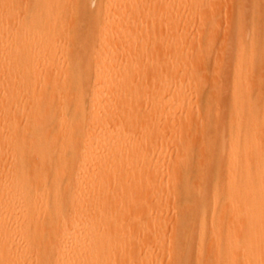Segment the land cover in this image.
<instances>
[{"label":"bare ground","instance_id":"6f19581e","mask_svg":"<svg viewBox=\"0 0 264 264\" xmlns=\"http://www.w3.org/2000/svg\"><path fill=\"white\" fill-rule=\"evenodd\" d=\"M88 1L0 0V264H264L261 0Z\"/></svg>","mask_w":264,"mask_h":264},{"label":"rangeland","instance_id":"374dc122","mask_svg":"<svg viewBox=\"0 0 264 264\" xmlns=\"http://www.w3.org/2000/svg\"><path fill=\"white\" fill-rule=\"evenodd\" d=\"M101 0H92V1H88L87 2V4H88V6H91L90 7V9L91 10H93V8L95 9V5H98L99 4V2H100ZM162 0H157V2H158V4L160 3H162L161 2ZM164 1V0H163ZM228 1H229V3H228ZM231 1H232V3L233 4H231ZM222 0V2H221V4H222V7L220 8V10H219V16L217 17L218 19H219V26L218 27H216V29L214 30V32L213 33H215L216 32V30H218V33L216 34H213L214 35V38L216 39V38H218V40H219V42H218V40H217V43H216V40H215V45H216V47L218 48V49H220L221 47H220V44H221V42H223V39H225L224 41L227 43V46L225 47V42H223V44H221L222 45V48H223V51H221V54H217V53H219L220 51H218L217 50V48H215L214 47V58H211V59H214L215 61H217V62H220V59H222V58H226L227 56H228V54H229V52L230 51H232L233 49H234V41L232 40V37H231V34H232V32L234 31V27H233V18L230 16V11H235L236 10V7H237V5L239 4V1H240V7H241V9H242V12H243V14H242V22H243V25H244V28L245 27H247V25H248V23L250 22V20H249V18H250V15H252V11H251V0H246L247 1V3L250 1V3L248 4V5H250V6H248V9H249V7H250V10L247 12V11H245L244 10V7L245 6H247V3H245V0ZM244 1V2H243ZM92 4H91V3ZM96 3V4H95ZM231 4V5H230ZM260 4H261V7H260ZM263 4V5H262ZM95 7H94V6ZM158 6H161V5H157V7ZM233 6V7H232ZM233 9H232V8ZM259 12H260V17H259V22L257 23L256 22V17H258V15H257V13H258V11H257V13H256V16H255V22L257 23V30H258V32H259V34H258V32H257V30H256V32H257V35H258V39H259V36H260V38L261 39H259V40H262V38H264V36L262 37V35H264V34H262V31H260V29L262 28L263 30H264V25H262L263 23H264V21H263V19H264V17H263V13H264V1L263 0H261V2L259 3ZM229 8V9H228ZM231 9V10H230ZM248 9H246V10H248ZM247 12L246 13V15L248 16H246L245 15V12ZM235 14V13H234ZM245 17H247V18H245ZM231 19V20H230ZM233 19V20H232ZM87 19L84 17V21H86ZM262 20V22H260ZM262 23V24H261ZM259 26V27H258ZM262 26V27H261ZM245 31V30H244ZM227 33V34H226ZM216 35V36H215ZM217 36H219V37H217ZM227 36V37H226ZM225 37V38H224ZM221 40V41H220ZM220 43V44H219ZM225 44V45H224ZM224 48H225V51H224ZM216 50V51H215ZM222 50V49H221ZM215 53L217 54V55H215ZM218 59V60H217ZM213 61V60H212ZM226 66L225 65H221V67L220 68H218V70H216L217 72L219 71V77H220V79H221V81H220V79H218L219 77L216 75V74H218L217 72H208V80H206V82H208L209 80H210V78H209V76H211V74L212 75H214V73H216L215 74V76H216V78L218 79L217 81L218 82H221V83H218L219 84V86H220V88H219V92L218 91H214L213 93H214V96H215V94H216V97L215 98H213V96H212V98L214 99V101L216 102V107L218 106V109H217V111H218V114H219V117H220V119L218 120V123H223V120H225V117L224 116H226L225 114L226 113H224L225 112V110L227 111V102H225L226 101V99H227V97H228V93L230 92L229 90H230V81H228V80H230V78L228 79V77H230L229 75H230V70L229 69H227V68H225ZM225 69V70H224ZM226 70H228L227 72H226ZM221 73H223V74H227V75H221L220 76V74ZM214 76V77H215ZM225 81V82H224ZM229 82V83H228ZM226 83V84H225ZM227 84H229V85H227ZM224 85V86H223ZM218 86V87H219ZM209 88V87H208ZM207 88V89H208ZM217 88H215V90H216ZM226 90V91H225ZM224 92V93H223ZM205 94V93H204ZM222 94V95H221ZM226 97V98H225ZM213 99H211V101L213 100ZM217 100V101H216ZM214 101H212V106H213V108H215V106H214V104H213V102ZM214 102V103H215ZM223 108H222V107ZM216 108L214 109V112H215V114H216ZM223 119V120H222ZM227 119V118H226ZM221 120H222V122H221ZM154 211V210H153ZM170 214V213H169ZM172 215H169L167 218H166V220L165 221H169V222H171V219H173V216L171 217ZM162 224H165L164 222L162 223ZM162 238H164L163 237V235L160 237V239H162ZM164 244H165V239H164ZM207 257V255H206V253H205V255L203 256V258H206ZM162 259L164 260V264H168V258H167V256L165 255V253L163 254V257H162ZM188 264H194V259H191L190 260V262L188 263Z\"/></svg>","mask_w":264,"mask_h":264}]
</instances>
